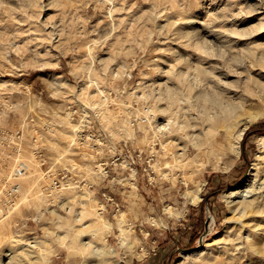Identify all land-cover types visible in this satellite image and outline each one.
Here are the masks:
<instances>
[{
    "label": "rangeland",
    "instance_id": "1",
    "mask_svg": "<svg viewBox=\"0 0 264 264\" xmlns=\"http://www.w3.org/2000/svg\"><path fill=\"white\" fill-rule=\"evenodd\" d=\"M263 83L264 0H0V133L25 132L18 153L0 143V180L12 172L21 184L16 207L0 213L2 261L35 241L47 264H98L106 251L121 264H264V131L245 137L264 114L237 150L227 134L234 119L196 112L217 111L200 90L224 98L236 85L261 96L251 110L264 111ZM173 85L188 91L186 108L176 110ZM69 105L89 112L88 134L109 135L107 179L98 142L76 136ZM145 106L154 117L133 124ZM169 118L170 130H159ZM35 136L44 137L43 166ZM114 145L128 155L114 162ZM131 153L141 155L133 165ZM43 168L91 187L45 194ZM237 189L232 212L223 195Z\"/></svg>",
    "mask_w": 264,
    "mask_h": 264
},
{
    "label": "bare ground",
    "instance_id": "2",
    "mask_svg": "<svg viewBox=\"0 0 264 264\" xmlns=\"http://www.w3.org/2000/svg\"><path fill=\"white\" fill-rule=\"evenodd\" d=\"M190 83V82H189ZM192 84H193V82H191ZM190 83V84H191ZM176 84V83H175ZM177 85V84H176ZM172 86L174 89H175V87H177V86ZM186 85V84H185ZM194 85V84H193ZM186 86H188V83H187V85ZM190 86V85H189ZM192 86V85H191ZM217 86V85H216ZM219 86V85H218ZM195 87V86H194ZM213 87H215V85L213 86ZM212 87V88H213ZM172 88V89H173ZM180 88V87H179ZM179 88H176L175 90H171V88H170V90L172 91V93L170 92V94H172V96L171 97H173L172 99H173V101H174V103L175 102H177V107H176V110L179 108V110L180 109H183V108H186L185 107V105L183 106V105H181L182 104V102H187L188 101V99L187 98H189V96L187 97V93H188V91H183L184 89H183V87H182V89L180 90ZM187 87H185V89H186ZM190 88V87H189ZM193 88V87H192ZM191 88V89H192ZM221 87H219V89H220ZM234 88V91L232 92V91H229L230 89H232V88H230L229 90H227V89H224V90H226V92H228V96H226V97H224V98H217L215 95V97H213V95H211L210 93H207V92H203V93H201V90H200V94H199V96L201 97L202 95H204L205 96V100H207V101H211V103H212V107H214L217 111H215V110H212V111H215L214 113H210L209 112V108H210V106L208 105V106H205V105H200L201 107H199V108H197V113H200L201 115V118L202 117H205V116H202V114L203 115H206L207 117H210V115L212 116V114L215 116V115H218L219 113L223 116V117H225V119L226 118H229L230 120L231 119H234L232 122H230V124H228L229 125V133H227V134H229L228 135V138H230L229 139V144H231V146L232 145H234V148H237V150L239 149V143H240V140L242 139V137H243V135H244V132H245V130H246V128L248 127V125L255 119V118H258L259 116H262L263 114H264V111H255V113H254V111H252L251 109L253 108V106L255 105L254 103H256V102H258V101H256L257 99H260L261 98V96H260V98H258V97H254L253 96V94H252V90L251 89H248V87H247V85H245L244 86V88H241L240 86H238V85H236V86H234L233 87ZM178 89H179V91H178ZM238 89H240V90H238ZM262 89H263V98H264V83L262 84ZM221 90V89H220ZM214 92L216 91V89H214L213 90ZM187 92V93H186ZM208 92H209V90H208ZM221 92H222V90H221ZM215 93H218V92H215ZM225 93V92H224ZM223 94V93H222ZM217 96H221V95H217ZM106 97V96H105ZM226 98V99H225ZM257 98V99H256ZM187 99V100H186ZM264 100V99H263ZM262 100V101H263ZM261 101V100H260ZM178 102H179V104H178ZM185 103H183V104H185ZM188 105V104H187ZM186 105V106H187ZM196 105V104H195ZM182 106V107H181ZM97 107V106H96ZM197 107V106H196ZM195 106H194V108H196ZM187 108H189V109H191L190 107H188L187 106ZM193 108V107H192ZM188 109V110H189ZM199 109V110H198ZM211 109V108H210ZM152 110V109H151ZM176 110H175V112H176ZM187 109H185L184 111H186ZM187 110V111H188ZM179 111H177V113H178ZM153 113V112H152ZM184 113V112H183ZM189 113V112H188ZM191 113H192V111H191ZM141 114V113H140ZM139 114V115H140ZM185 114V113H184ZM190 114V113H189ZM247 114V115H246ZM153 115H154V113H153ZM244 115H246V116H248L249 118H244L245 116ZM186 116V115H185ZM192 116V115H191ZM187 117V116H186ZM189 117H190V115H189ZM194 119L196 118V116H194L193 117ZM155 119V118H154ZM187 119H189V118H187ZM190 119H192V117L190 118ZM194 119H192V120H194ZM195 120H197V119H195ZM199 121H201V119L199 120ZM198 121V122H199ZM171 122H173V120L171 119V118H169L168 119V121L165 123V124H163L162 126H160L159 128V130H161V129H163V131L164 130H170V124H171ZM187 122H189V121H187ZM195 122V121H194ZM180 123V122H179ZM183 123H184V121H183ZM190 123H192L191 122V120H190ZM189 123V124H190ZM196 123V122H195ZM193 124V123H192ZM197 125L199 124V123H196ZM195 124V125H196ZM183 125V124H182ZM184 125H185V123H184ZM196 125V126H197ZM190 125H188V127H189ZM191 127V126H190ZM74 131V130H73ZM230 136V137H229ZM231 136H233V138L232 139H234V140H231ZM259 141H260V144H263L264 145V135L262 134V135H260L259 137ZM261 146V145H260ZM262 157V156H261ZM261 159V158H260ZM258 160V161H257ZM256 161H254V163H253V166H252V168H251V171H250V178L253 176V174L255 173L254 172V170L256 171V169L258 168L257 166H258V164L260 163L259 162V159H257ZM47 162V161H46ZM259 172V171H258ZM203 184V183H202ZM203 185H201V183H200V186H198L197 188H196V190H195V193H194V195H192V201L193 202H198L200 199H201V195H200V192H201V190H202V187ZM190 189H192V188H190ZM248 192H250V190H247ZM247 191H246V193H247ZM189 193V192H188ZM192 193V192H191ZM191 195V194H190ZM246 195V194H245ZM244 195V196H245ZM227 200H228V202L230 203V204H232V203H234V206H232L231 207V209H232V212H235L236 211V202H235V200L238 198V197H242L243 196V194L241 193V190L240 189H237V190H234V191H230V192H226L224 195H223ZM191 197V196H190ZM246 197V196H245ZM252 198V197H251ZM251 198H248V200H246L245 202H241V204H242V206H243V208H245V209H247L248 207H252L254 204H255V202H254V199H251ZM255 198V197H254ZM78 201L80 202V203H84V204H87V199L85 198V195H83V194H81L80 196H78ZM239 201V200H238ZM256 201V200H255ZM257 206V205H256ZM244 210V209H243ZM251 212H252V210H250ZM255 211V210H254ZM230 215V214H229ZM226 221H227V224H226V228H225V231L224 232H226L227 234H229V233H231V231H232V229L234 228V223H235V219H234V216H228L227 218H226ZM224 230V229H223ZM247 237H249L248 235H247ZM213 243V242H212ZM29 244V246L30 247H26L25 249H24V251L23 252H21V253H16V254H12V256H10L9 255V257H10V260L8 261V263H4L3 261H2V256H0V264H47V262H48V260H46V259H44V255H42L43 256V258L42 257H40V255L37 253V255H39V256H36V251H35V248H32V247H36V246H38V242H36L35 243V241H32V242H29L28 243ZM204 245H206V244H204ZM208 246V245H207ZM206 250V249H205ZM208 250V249H207ZM112 253L114 254L115 253V250L114 249H112ZM200 252H202V250L201 249H195V250H193V251H187V252H185V253H183L182 255H183V257L184 258H186V257H190L191 255H193V254H197V253H200ZM105 253H107V254H109V252L108 251H106ZM11 254V253H10ZM22 254H24V255H26L27 257V261H24L23 260V258L22 259H18V256H20V255H22ZM107 254H105L104 255V253L101 255V258H99V262H98V264H121V262H115L113 259H111L110 257H108V255ZM7 255V254H6ZM46 257V256H45ZM112 257V256H111ZM20 258H21V256H20ZM36 258V259H35ZM38 261H41L40 263L38 262ZM49 263V262H48ZM179 264V263H178ZM182 264V263H181Z\"/></svg>",
    "mask_w": 264,
    "mask_h": 264
},
{
    "label": "built area",
    "instance_id": "3",
    "mask_svg": "<svg viewBox=\"0 0 264 264\" xmlns=\"http://www.w3.org/2000/svg\"><path fill=\"white\" fill-rule=\"evenodd\" d=\"M69 113H70V119L72 121L76 122L75 127V134L77 137H80L79 139L85 140V139H92L93 141H97L98 144H94L95 147L93 149H96L95 154L97 159L101 158V160L98 163V170L99 173H101V176L103 179H107L110 176L109 169L107 166H109V161L104 156H101V154L105 151V146H109V135L106 131L101 130L100 128L96 130V132L87 133V126L89 125L91 121V117L88 111H80L79 108H73V105H69ZM154 117L152 110L149 106H145L143 109V112L140 115H135L132 123L133 124H139L148 122L151 120V118ZM24 130L23 128H18L16 131H4L0 133V143H2V146H10L18 153L21 151L23 143H24ZM44 137L41 136H35L33 141V153L35 154V159L38 160L40 166H43L46 163V158L44 154ZM115 149V157L114 162L123 157L125 154H127V149L123 146H116L113 147ZM120 148V149H119ZM130 151V150H128ZM20 154V153H19ZM137 157H140V153L136 154ZM136 155H133L132 153L129 154L130 158H132L131 164L136 163ZM140 155V156H139ZM15 157H17L15 155ZM18 157L15 161H17ZM126 159H122V164ZM128 161V160H127ZM44 176L43 177H49L50 182L47 185L43 186V193L54 195L56 192L63 188H69L74 187L75 185H80L82 183L88 184V182L85 179L79 180L77 176H73L72 174L68 177L69 171L63 172V171H53L52 168H47L46 170L42 169ZM105 173V174H104ZM74 177V178H72ZM88 187H91V184H88ZM21 189L20 182L12 175V172L6 175L3 179L0 180V213L3 214L5 211H9L10 209H13L16 207L19 199V192ZM104 196L107 197V199L111 200L113 203H117L115 201L113 195L107 194L106 192H103ZM6 215V214H4Z\"/></svg>",
    "mask_w": 264,
    "mask_h": 264
},
{
    "label": "trees",
    "instance_id": "4",
    "mask_svg": "<svg viewBox=\"0 0 264 264\" xmlns=\"http://www.w3.org/2000/svg\"><path fill=\"white\" fill-rule=\"evenodd\" d=\"M264 121H261L256 125L255 127L250 128L246 134L245 137L249 136L250 134L258 133V132H263L264 131Z\"/></svg>",
    "mask_w": 264,
    "mask_h": 264
}]
</instances>
